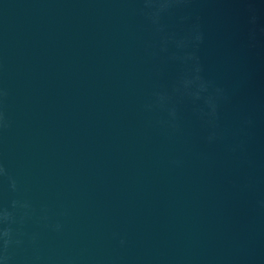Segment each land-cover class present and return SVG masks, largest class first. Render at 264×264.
<instances>
[{
  "label": "water",
  "instance_id": "95a60500",
  "mask_svg": "<svg viewBox=\"0 0 264 264\" xmlns=\"http://www.w3.org/2000/svg\"><path fill=\"white\" fill-rule=\"evenodd\" d=\"M0 169V264H264V0H0Z\"/></svg>",
  "mask_w": 264,
  "mask_h": 264
},
{
  "label": "clouds",
  "instance_id": "9594fccd",
  "mask_svg": "<svg viewBox=\"0 0 264 264\" xmlns=\"http://www.w3.org/2000/svg\"><path fill=\"white\" fill-rule=\"evenodd\" d=\"M196 40H200L201 39V36L199 34L196 35L195 37ZM190 59H195L194 56H190L189 57ZM197 71H199V68H197ZM218 92L220 91L219 89L217 90ZM213 110H214V106H213ZM0 171H3V169H0Z\"/></svg>",
  "mask_w": 264,
  "mask_h": 264
}]
</instances>
